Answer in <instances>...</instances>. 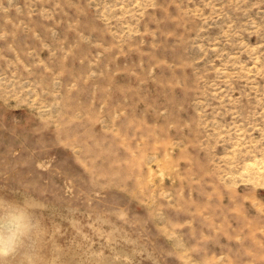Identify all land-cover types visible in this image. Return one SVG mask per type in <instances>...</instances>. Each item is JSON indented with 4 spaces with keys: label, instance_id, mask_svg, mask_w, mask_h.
Returning <instances> with one entry per match:
<instances>
[{
    "label": "rangeland",
    "instance_id": "1",
    "mask_svg": "<svg viewBox=\"0 0 264 264\" xmlns=\"http://www.w3.org/2000/svg\"><path fill=\"white\" fill-rule=\"evenodd\" d=\"M25 194L51 264H264V0H0Z\"/></svg>",
    "mask_w": 264,
    "mask_h": 264
},
{
    "label": "clouds",
    "instance_id": "2",
    "mask_svg": "<svg viewBox=\"0 0 264 264\" xmlns=\"http://www.w3.org/2000/svg\"><path fill=\"white\" fill-rule=\"evenodd\" d=\"M43 208L31 194L0 196V264H51L55 254L44 248L47 229L38 215Z\"/></svg>",
    "mask_w": 264,
    "mask_h": 264
},
{
    "label": "bare ground",
    "instance_id": "3",
    "mask_svg": "<svg viewBox=\"0 0 264 264\" xmlns=\"http://www.w3.org/2000/svg\"><path fill=\"white\" fill-rule=\"evenodd\" d=\"M251 166H253V165H251ZM256 166V165H255ZM248 168V167H247Z\"/></svg>",
    "mask_w": 264,
    "mask_h": 264
}]
</instances>
